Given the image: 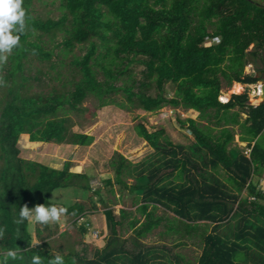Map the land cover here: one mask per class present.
<instances>
[{"label":"trees","instance_id":"1","mask_svg":"<svg viewBox=\"0 0 264 264\" xmlns=\"http://www.w3.org/2000/svg\"><path fill=\"white\" fill-rule=\"evenodd\" d=\"M33 1L23 2L30 17L28 31L0 69L8 82L0 88V226L6 228L0 252L19 248L24 255V260L9 264H31L34 255L48 264L54 257L44 248L46 241L32 246L28 221L15 223L20 207L55 204L50 195L57 188L76 186L82 189V196L91 190L88 175L69 171L68 161L54 168L20 157L19 135L28 134L33 144H91L93 135L71 130L68 114L86 110L82 102L87 97L95 98L98 107L126 106L124 101L118 102L117 94L129 106L145 111L165 105L192 109L207 123L180 119L194 138L188 145L174 143L164 129L150 132L136 123L137 135L155 153L135 165L120 154L111 162L116 182L127 187L122 176L133 175L135 182L129 189L141 195L138 210L144 219L134 215L128 220L133 246L118 229L129 211L120 208L118 218L107 206L109 234L103 248L90 257L70 248L60 254L66 264H71L73 257L77 264H184V257L171 253L165 242L141 239L163 222L164 216L156 210L159 205L175 213L167 223L169 230L190 235L202 228V250L191 264H264V190L258 187L264 169V138L259 140L262 134L264 137V102L254 107L247 103L246 92L232 93L225 102L218 100L223 83L230 87L233 82L253 84L259 80L256 74L243 70L264 47V2L57 0L60 14L43 17L34 13ZM215 35L219 41L205 42ZM250 44L252 48L246 49ZM76 46L84 51L75 53ZM70 51L69 87L30 92L25 62L35 58L55 68V61L62 62ZM133 64L143 67L139 78L132 75ZM257 71L264 76L263 69ZM55 76L60 77V72ZM167 83L175 87L172 97L167 95ZM236 107L238 110H233ZM239 110L246 114L243 121ZM234 126L240 129V141L250 148L247 155L231 146ZM219 168L226 177L219 176ZM63 207L74 217L86 211L79 201ZM208 221L212 226L207 231ZM81 230L86 231L84 223Z\"/></svg>","mask_w":264,"mask_h":264},{"label":"rangeland","instance_id":"2","mask_svg":"<svg viewBox=\"0 0 264 264\" xmlns=\"http://www.w3.org/2000/svg\"><path fill=\"white\" fill-rule=\"evenodd\" d=\"M264 2V0H261ZM34 13L41 16H57L60 14V8L57 7V0H34ZM48 39V35H44ZM60 38V33L55 36ZM209 41V40H207ZM253 44L247 46L251 49ZM75 53H82L83 47L76 46ZM73 51L63 55L62 62L55 61V68H51L50 62H40L35 58H30L25 62V74L29 76L30 92H47L51 87L65 89L69 87L72 73L69 60ZM62 54L57 55L61 58ZM55 56L53 55V59ZM264 47L259 51V56H255L250 63L244 67L245 74H255L257 69L264 70ZM251 66V67H249ZM132 75L139 78L140 71L143 68L139 64L130 66ZM56 72L61 76L55 78ZM3 71L0 70V75ZM36 76V78H34ZM263 76V75H262ZM120 83V81H118ZM234 83V82H233ZM227 87L224 83L218 100L222 102V97L229 98L233 92L235 83ZM259 80L254 84H242L243 90L240 93H247V103L255 104L260 97L257 96V86ZM167 95L172 97L175 87L172 83L165 85ZM152 93L155 91H151ZM1 95V89H0ZM118 95V102L124 101V105L111 104L104 107H98L97 101L93 97H87L82 106L84 111L69 113L72 122V131L84 132L94 136V140L88 145H74L67 143L36 142L29 140V135L22 133L17 140V147L20 149L19 156L24 159L35 160L54 168H61L64 162H69V171L76 173H85L88 175V183L91 190L82 196V189L76 186L54 189L50 198L56 206H64L76 201L82 202L86 206V211L82 216L74 217L67 213L59 224L53 223L47 226L39 223H29L28 228L31 236V244L44 240V248H47L54 256L56 254H65L70 248L76 249L85 256H94L98 248H103L109 234L108 221L105 213L107 206L111 207L119 218L120 208L129 211L123 223L118 226L119 234L126 238L127 244L132 245L130 235L133 232L129 225L134 215L139 217L140 221L144 215L138 210L142 203L141 195L130 191L129 186L135 182L133 175L124 174L122 177L127 187L116 182V172L111 162L118 158L117 154L122 155L135 165L151 157L155 153L153 149L143 138L139 137L135 131V124L142 123L148 131H157L164 129L167 135L174 143L188 145L194 141L192 133L188 130L187 123L183 125L180 119L192 118L198 124H206V120L199 117L197 111L185 109L183 107H173L165 105L156 111H145L135 106H129L124 98ZM223 101H225L223 99ZM227 101V100H226ZM233 110H238V107ZM239 120L243 121L246 117L245 112L239 110ZM214 121V120H213ZM214 124V122H212ZM213 124H211L213 126ZM239 127L234 126V140L232 145H236L243 154L247 155L246 143L239 139ZM217 128L213 129L215 133ZM25 134V135H24ZM263 134L259 140H263ZM2 160H0V166ZM220 177H226V172L219 168ZM107 179H111V184H107ZM258 187L264 190V169L258 179ZM97 190L100 193H97ZM245 195V191L242 193ZM157 213L164 216L163 222L152 230L148 231L142 240L144 242H165L171 246L173 254L179 253L184 257V264L195 263L202 250L201 230L198 228L190 235L169 230L167 223L175 216V213L159 205L156 208ZM199 222H205L200 220ZM81 223L86 226V231L82 232ZM212 223L207 222L208 231ZM133 246V245H132Z\"/></svg>","mask_w":264,"mask_h":264},{"label":"clouds","instance_id":"3","mask_svg":"<svg viewBox=\"0 0 264 264\" xmlns=\"http://www.w3.org/2000/svg\"><path fill=\"white\" fill-rule=\"evenodd\" d=\"M23 2L24 0H0V69L7 64L13 49L20 47L21 35L28 31L27 21L30 17L26 16ZM33 54H35V50H33ZM7 86L8 82L0 75V88ZM257 95L260 99L254 104V107H258L260 102H264V82L257 86ZM67 213L66 207H58L55 204H38L31 209L25 204L20 207L19 216L15 223L22 224L24 221H28L32 224L39 223L42 225L59 224L62 217H65ZM5 231L6 228L0 226V240L4 239ZM38 244L37 241L32 246L36 247ZM16 260H24V255L19 248H8L6 251L0 252V264H9L10 261ZM31 264H44V261L39 255H34L31 257ZM48 264H66V262L62 255L56 254L48 260ZM71 264H77L75 257L72 258Z\"/></svg>","mask_w":264,"mask_h":264},{"label":"bare ground","instance_id":"4","mask_svg":"<svg viewBox=\"0 0 264 264\" xmlns=\"http://www.w3.org/2000/svg\"><path fill=\"white\" fill-rule=\"evenodd\" d=\"M243 87H244V86H243L242 84H240V83H239V84H236V85L234 86L233 92H234V93H240V92L243 90ZM256 93H257V92H256ZM257 96H258V95H257ZM222 98H223L225 101L228 100L227 96H226V97H222ZM223 99H222V100H223Z\"/></svg>","mask_w":264,"mask_h":264},{"label":"built area","instance_id":"5","mask_svg":"<svg viewBox=\"0 0 264 264\" xmlns=\"http://www.w3.org/2000/svg\"><path fill=\"white\" fill-rule=\"evenodd\" d=\"M217 38H219V36L218 35H215V36H212L211 38H207L206 40H205V42L206 43H210V42H212V41H217ZM207 40H209V41H207ZM222 102H224L223 100H222ZM247 154H249V151H250V148H247Z\"/></svg>","mask_w":264,"mask_h":264},{"label":"water","instance_id":"6","mask_svg":"<svg viewBox=\"0 0 264 264\" xmlns=\"http://www.w3.org/2000/svg\"><path fill=\"white\" fill-rule=\"evenodd\" d=\"M256 76L259 78V83L264 82V77L262 76V73L258 71L256 73ZM259 97V96H258ZM256 104V103H255ZM254 105V104H253Z\"/></svg>","mask_w":264,"mask_h":264},{"label":"crops","instance_id":"7","mask_svg":"<svg viewBox=\"0 0 264 264\" xmlns=\"http://www.w3.org/2000/svg\"><path fill=\"white\" fill-rule=\"evenodd\" d=\"M257 72H258V71H257ZM257 72H255V74H256ZM263 77H264V76H263ZM236 84H239V83H235V85H236ZM241 84H242V83H241ZM253 84H254V83H253ZM228 99H229V98H228ZM193 111H194V110H193Z\"/></svg>","mask_w":264,"mask_h":264}]
</instances>
